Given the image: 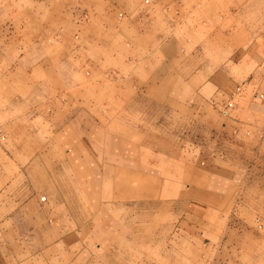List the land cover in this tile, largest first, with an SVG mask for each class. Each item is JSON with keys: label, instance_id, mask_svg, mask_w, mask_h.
<instances>
[{"label": "crops", "instance_id": "0c3cea01", "mask_svg": "<svg viewBox=\"0 0 264 264\" xmlns=\"http://www.w3.org/2000/svg\"><path fill=\"white\" fill-rule=\"evenodd\" d=\"M114 1L129 10L125 0ZM181 2L155 3L138 21L68 20L54 56L43 55L33 37L21 44L22 25L6 24L0 7V116L13 117L0 124V264H81L88 253L129 239L130 200L208 205L213 162L169 150L182 146L168 139V101L181 107L171 114L195 124L253 126L263 112L264 64L246 52L250 58L235 63L244 73L229 77L235 87L227 90L211 78L197 82L200 73L181 76L176 69L200 65L180 54L178 32L198 23L190 21L196 4L183 2L182 14ZM133 26L142 44L123 42ZM105 80L112 97L126 101L121 113L112 105L111 120L98 102ZM212 87L219 91L210 94ZM120 205L126 216L117 214Z\"/></svg>", "mask_w": 264, "mask_h": 264}, {"label": "rangeland", "instance_id": "374dc122", "mask_svg": "<svg viewBox=\"0 0 264 264\" xmlns=\"http://www.w3.org/2000/svg\"><path fill=\"white\" fill-rule=\"evenodd\" d=\"M125 1L129 10L114 0H0V7L5 8L6 24L17 19V25H22L21 44H30L33 37L43 55L54 56L60 52L59 32L67 28L68 20L89 13L93 20L105 15L109 22L130 18L138 21L136 15L151 7L145 0ZM188 1L196 4L190 10V21L198 23L192 30L186 27L178 32L179 50L183 58L198 60L200 65L176 69L181 76L200 73L197 82L211 78L218 82L217 87L227 90L235 87L228 78L240 80L244 73L235 63L250 58L246 52L264 64V0H177L182 14L187 9L181 5ZM122 10L129 13L120 17ZM138 33L133 26L130 34L121 38L128 44H142L144 37ZM4 74L0 66V75ZM217 87L209 88V93H217ZM70 90L75 89L53 94ZM99 92L105 119L116 118L111 115L112 105L120 113L125 110L126 101L112 97L115 89L110 80L99 85ZM261 103L260 121L234 131L221 119L213 124L201 120L195 124L182 115H173L171 111L181 107L168 101V139L183 147L169 150L182 151L185 159L207 160V166L213 162L214 177L208 180L209 191L215 192L213 197L207 206L191 205L184 198H167L162 203L147 197L130 200L133 213L129 211L127 217L134 219L129 239L108 244L97 255L88 253L81 264H264V101ZM5 118L13 117L0 116V124ZM119 209L117 214L127 212L122 205ZM7 247L15 253V244ZM71 248L73 252L75 247Z\"/></svg>", "mask_w": 264, "mask_h": 264}, {"label": "built area", "instance_id": "2783aa9c", "mask_svg": "<svg viewBox=\"0 0 264 264\" xmlns=\"http://www.w3.org/2000/svg\"><path fill=\"white\" fill-rule=\"evenodd\" d=\"M162 0H145L146 4L148 6H153L155 3H159L161 2ZM120 17H122L124 15V12H120L119 13ZM82 18H86L88 19L89 18V13H86V14H83V17ZM229 105H232V103H229Z\"/></svg>", "mask_w": 264, "mask_h": 264}]
</instances>
